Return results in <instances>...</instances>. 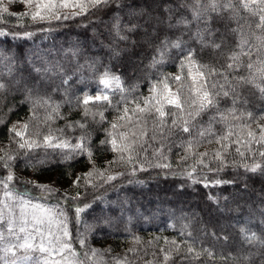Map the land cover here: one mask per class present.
Listing matches in <instances>:
<instances>
[{
  "label": "trees",
  "instance_id": "obj_1",
  "mask_svg": "<svg viewBox=\"0 0 264 264\" xmlns=\"http://www.w3.org/2000/svg\"><path fill=\"white\" fill-rule=\"evenodd\" d=\"M152 2L155 3L154 12L149 14L140 12L132 15L131 18L128 14L119 12V9L129 7L139 12L146 7L145 4L152 5ZM120 3L123 7H118L116 4L110 6V9H116L115 11L92 9L86 14L74 15L69 19H45L39 22L30 21L28 15L21 18L11 11L0 12V31L8 33L6 37L0 36V71L6 72V66L9 64L14 68L11 78L4 77L6 82L7 79L15 83L16 78L27 81L36 78L42 85L49 84V86H39L37 90L32 91L29 99H26L27 90L26 93H18L16 90L10 93L7 91L0 96V121H2L0 122V156L7 153L14 157L9 161L10 169L0 165V176H7L10 170L14 175L10 186L14 187L15 192L25 193L38 203L55 207L68 216L70 243L77 253V258H73L70 253L65 252L69 264H77V259L85 252L91 257L85 258V264H117L118 260L122 262L125 257L130 264H149V262L162 264L163 253L160 250L173 247L171 243L166 242L175 241L184 248L186 245L182 242L191 243L193 239L197 241L195 245L197 250L210 248L216 258L209 259L205 254L199 260L181 262L179 257H174L168 264H259L258 262L264 259V245L245 242L241 238L240 229L246 228L264 239V204L259 203L255 207L251 205L249 208L241 207L238 213L222 206L217 207L224 200L229 199L233 188L241 190L244 186L247 190L248 187L256 188L260 185L257 181L264 173L247 172L240 166L243 163H253L251 153H246V158H242L235 152L236 145L233 144L228 150L230 154L226 157L227 166H222L219 161L213 159L214 152L220 147L215 142L216 136H209L201 141L200 146L194 150L195 155L187 160L180 159L185 154L184 149L174 147L171 152L166 153L168 159L163 161L170 167H155L158 161L153 159L152 166L145 164L146 170L133 172L132 165L114 163L109 166L110 161L117 159L118 153L111 151L110 144H101L105 139L111 140L113 136L119 137L121 133L130 130L126 120L118 119L123 115L125 101L135 100L141 107L147 103L153 110L154 107L163 106L166 112L177 113L187 119V114L195 110L192 101L196 100L197 104L199 103L197 93L202 95L201 87L211 88L212 83L217 80L222 83L221 78L216 76L208 78L205 82L198 75L199 66L209 65L215 68H219L220 65L226 66L230 62L229 56L239 51L241 26L249 35L256 31L254 26L249 28L244 19H240L237 23L230 18L232 15L230 13H224L222 16L212 13L208 26L215 34L216 43L221 44L220 49H213L202 47L195 37L192 39L198 29L206 27L204 22L192 20L193 0H120ZM125 4L130 6L127 7ZM163 8L169 15H171L170 8H174V11L170 19L161 17L159 20L162 25L159 26L156 17L162 16ZM114 14L121 17L122 31L125 24L133 23L140 24L141 30L124 33L128 36L127 41L120 40L116 36L112 46L110 41L101 36L107 35L104 28H96L92 19L97 17L105 20ZM243 15L247 16V13ZM181 18H186L191 23L178 24ZM165 19L170 21L169 24L175 22L176 26L165 27L163 24ZM94 29H98L97 34L102 38L105 47L96 45L101 40L95 41L90 36V30ZM108 29L114 30L113 25L110 24ZM28 33L31 35H27ZM134 38V47H130L128 43ZM91 39L92 44L86 42ZM177 39L184 41L185 49L196 51V63L185 62L182 66L183 57L180 49L165 48L166 41L171 43ZM251 39L253 45L260 48L259 52L252 56V60H264V47H260L254 37ZM127 46L130 49L124 52V57L120 58L115 54L120 53V48ZM111 47L112 52H115L114 60L108 59L111 55ZM161 50L164 52L163 59L153 66L154 58L157 61L161 60ZM46 61L53 66L58 63L62 71L49 73L46 80H41L33 69L34 66L44 67ZM241 61L242 66L234 71L232 76L249 75L247 68L249 58L242 56ZM106 70L118 78L120 86L108 91L110 104L90 103L87 106L88 115H85L83 97L85 93L93 95L99 92L102 85L100 78ZM76 71L78 73L72 77V73L75 74ZM177 76L180 77L179 80L175 79ZM232 76L229 78L231 79ZM65 78H68L66 85L62 83ZM54 79L59 80L57 85L52 83ZM27 88H32L31 84H28ZM53 89L57 90L53 91ZM215 90L219 91V87ZM238 91L241 94V102L237 105V119L229 116L227 120L221 121L216 109L212 108L197 118L196 131L198 132L201 126L208 128L212 117H216V120L212 122L211 128L217 135H224L231 129L235 134L232 139H244L249 130L256 129V123L248 120L247 113L252 112L257 117L264 113V96L254 84H245ZM165 92L170 93L169 97L164 98L161 95ZM49 95L53 103L61 105L60 117L52 120H46L48 113L52 111L50 107L41 103L34 108V103L39 97ZM77 97L81 100L79 106L76 103ZM68 99L71 103L66 102ZM169 99H178L182 102L183 111L168 104ZM218 99L217 107L227 114V110L232 107V99L222 96ZM127 106L131 109L136 107L135 103H129ZM167 119L170 124L173 117L168 116ZM14 121L27 124L30 138L40 141H43L50 131L58 138L57 142H67L70 146L75 145L82 136H86L91 156L87 151L73 153L71 147L42 146L33 150L19 149L18 136L15 132L9 131ZM259 122L264 123V120ZM113 123L118 125L116 129H112ZM246 124H251V128L245 127ZM148 128L151 135V118L148 120ZM181 137L188 138L187 134L181 132L172 139L179 144ZM209 140L212 142L209 143ZM258 147L260 146L252 144L253 150ZM203 152L208 153V156L204 157V164L208 167L198 163L199 153ZM91 160H94V163ZM255 160L259 162L264 158L257 153ZM90 162L94 165L91 168H89ZM105 170L107 175L115 176V179L104 183L95 174ZM89 172H93L90 178L91 184L82 179L78 185H74L73 182L77 177H83ZM188 172H192L191 178L187 175ZM26 176H30V179H26ZM41 178L54 179L59 184L58 189L43 194L41 189L36 187L39 183L38 179ZM216 181L221 182L216 183ZM165 183L179 186V189L172 194L167 191L166 186L164 190L162 184ZM183 184L188 188H184ZM154 189H157V192ZM33 190H38V194ZM160 190L164 191L159 192ZM77 192L80 193L79 199H65L66 196L75 197ZM193 193L198 196L197 203L202 207L199 211L210 223L216 222L215 218L208 214L210 208L216 209V214L234 218V223L230 226L235 236L234 245L231 244L226 231H220V235H216L213 226L209 223L213 238L209 234L200 235L199 224L195 221L189 223V220L183 216L188 206L180 199L173 200V196L181 194L189 199ZM3 194L4 189L0 186V199ZM85 205L90 207L85 208L77 222L75 209L77 206L84 208ZM91 221L101 225L102 230H89ZM86 224L88 228L85 227ZM82 235L85 237L83 248L79 244ZM136 237H139V243L135 241ZM93 249L96 250L95 256L92 255ZM251 253L254 255L249 256Z\"/></svg>",
  "mask_w": 264,
  "mask_h": 264
},
{
  "label": "snow or ice",
  "instance_id": "obj_2",
  "mask_svg": "<svg viewBox=\"0 0 264 264\" xmlns=\"http://www.w3.org/2000/svg\"><path fill=\"white\" fill-rule=\"evenodd\" d=\"M8 3H12V0H7ZM29 8L33 7V0H26ZM116 4L118 7L121 6L120 0H46L42 4H35L34 7L37 11L34 12H25L22 14H15L23 16L31 14L33 21H44L45 19H69L74 15H83L88 13L90 10H102L110 9V6ZM192 10V20L197 22H204L206 27L204 29H198L194 33V37L198 39L202 47H212L213 49H220L221 44L216 43L215 34L213 30L208 26L210 20L212 19L211 14L215 13L218 16H222L224 13L232 14L231 19L236 20L239 23L240 19H244L249 28L254 26L255 30L250 35L245 33L241 29L239 30L240 41H239V51L233 52L229 56V63L227 65H220L219 68L211 67L209 65H200L198 75L201 79H204L207 82V79L216 76L220 77V80H217L212 83L211 88L205 86L201 87L202 95H199V103L197 104L196 100L192 101V104L195 106V110L187 114V119L183 116H179L177 113H172L170 111L166 112L161 107L149 108L147 103L144 107H141L140 104L133 101H125V107L123 109V115L119 116V120H126L128 122L129 131L123 132L117 138L113 136L111 140L105 139L101 141V144H110L111 151L118 153L117 159L109 162V166L114 163H120L124 165H132L133 172L136 170H146L145 164L152 166V160L156 159L158 162L154 165L155 167L167 168L170 167L167 163H163L168 159L167 152H171L174 147H180L184 149V155L180 159L187 160L190 156L195 155V148L200 146L201 141L209 136H216L215 142L220 146L213 154V159L219 161L222 166H227L226 157L230 154L229 148L234 144L235 152L239 154L240 157L246 158V153H251L253 156V163H243L242 166L247 172H261L264 173V160L257 162L255 156L258 155L264 158V123L259 121L264 120V113L255 116L252 112L247 113V118L249 121L256 123V129H251L247 132V137L244 139H232L235 135L231 129L224 135H217L211 128V124L216 120V117H212L209 121V127L204 128L200 127L199 131H196L197 128V118L204 112L209 109L215 108L219 114V120H227L229 116L233 119H237L236 113L238 111L237 105L241 102V94L238 89L245 84H254L260 91L261 95L264 96V60L257 59L252 60V56L259 52L260 48L256 47L252 43V37L259 42L260 47H264V0H193ZM77 9V11L72 13L62 12L63 9ZM39 9H44L42 13ZM115 11L116 9H110ZM0 12L8 13V7L5 5L4 0H0ZM243 13H247V16H244ZM137 14V13H133ZM113 29L116 36L120 40L127 41L128 36L124 33L134 32L141 27L138 23H133L131 25L125 24L123 31L121 30V17L119 15L114 17ZM178 24H189L191 21H188L186 18H181L177 22ZM172 25H170L171 27ZM237 31V29H233ZM7 32L0 31V36H7ZM27 35H31L28 33ZM207 37V38H206ZM184 41L177 39L174 42H165V48L173 47L180 49L182 54L181 64L185 62L194 64L196 63V51L193 49H185L183 47ZM119 55V52L115 53ZM164 52L161 50V60L157 61L153 59V66L156 63H159L163 59ZM247 56L249 58V63L247 68L249 70V75L247 77L232 76V73L238 70L242 66L241 57ZM34 63V62H33ZM7 71H0V96L5 92L9 91L10 85L4 79L5 76L11 78L14 73V68L11 64L7 65ZM41 78V80H46L49 73H58L61 70L60 65H49L48 62H45L44 67H35L33 69ZM232 76L230 79L229 77ZM176 80H179L180 77H175ZM235 81V83L233 82ZM118 78L110 74L109 71H105L100 78V83L104 85V88L99 89V94L91 96L85 93L82 104L85 106V115H88L89 109L87 106L90 103L98 102H107L111 103L108 91L112 83H117ZM63 84L68 83V78L62 80ZM15 84L19 85L20 80H15ZM219 87V91H216ZM26 90L28 96L26 99H29L32 94V88H27ZM57 89H53L56 91ZM230 97L232 99V107L225 112H221L217 107L219 104V97ZM66 102L71 103V100L68 99ZM47 105L52 109L48 113L46 120H52L54 118H59V108L60 104H55L51 100V96L39 97L34 103V108L39 104ZM77 106L81 104L79 97L76 98ZM129 103H135V109L129 108L127 105ZM168 104L174 106L176 109L183 111V104L178 99H169ZM101 119L103 120V114L101 113ZM243 115V113H241ZM172 116L173 119L169 124L167 117ZM133 117L135 119L133 120ZM152 119V129L151 135L149 134L148 120ZM2 122V121H0ZM83 127V125H81ZM117 124H112V129L117 128ZM28 125L25 124L24 128L27 129ZM245 127L251 128V124H246ZM10 132H15L16 136L22 137V133L15 130V127L9 130ZM187 134L188 138L184 139L181 137V142L176 144L172 137L179 135L180 133ZM109 135H112L109 133ZM198 137V139H197ZM58 138L54 137L49 132L43 139V141L32 139V140H22V142L17 141L19 149L33 150L39 147H49V148H65L71 147L73 153L85 151L88 152L91 156L90 146L87 143V137L82 136L80 140L75 145H69L67 142H57ZM209 143L212 141L209 140ZM252 144L259 145L260 147L253 150ZM151 155L149 156V152ZM208 153L203 152L199 153L198 163L203 164L204 167H208L207 164H204V157H207ZM14 157L5 153V155L0 156V165H3L5 168H11L9 161ZM211 170V169H210ZM220 170V169H217ZM98 177H100L104 183H107L113 179L115 176L107 175V170L105 172H96ZM187 175L191 178L192 172H188ZM93 172L85 174L83 177H77V180L74 181V185H78L79 182L83 179L88 184H91V177ZM14 180L13 173L9 170L7 176H0V186L4 189V200L2 202V207H0V264H64L66 260L65 252L71 254L73 258H77L76 251L72 248L70 243V234L67 230V218L60 221L61 224V235L54 236L49 230L47 234L42 230L40 225L44 223V220L38 217H33V225L31 231L27 227L28 221L26 217V208L31 206L32 208L39 209L40 205H30V201L25 200L23 196H19L14 187H11V182ZM221 181H216L220 183ZM31 183V182H29ZM225 183H229L225 181ZM41 189L42 193H52L54 189L44 185H36ZM80 198V193L77 192L75 197H65L69 200H77ZM13 205L20 208L21 221L18 224L13 210ZM90 207V205H85L84 208L79 206L76 207V218L79 222L80 214L85 210V208ZM8 211L10 215L6 218L5 211ZM49 215L53 212L52 209L47 210ZM60 216H63V212L59 213ZM241 238L249 243H259L264 245V239L259 237L255 232H251L246 228H241ZM67 238V239H66ZM137 243H139V237L134 238ZM227 239V237H225ZM151 243V241H149ZM171 243L173 247L171 249H161L160 252L163 253V262L162 264H168L170 260H173L174 257H179L181 262L199 260L203 255H207L209 259H215V253L210 248H200L197 250L196 243L197 241L193 239L191 243L187 241L182 242L186 247L182 248L180 244L175 241L166 242ZM79 244L83 248L85 246V237L82 235L79 239ZM129 251H134V249H129ZM22 254H18L21 253ZM92 255H96V250H92ZM56 257H60L59 260ZM85 258L90 259L91 257L87 256L85 252L82 256L77 259V264H85ZM117 264H130L127 257L124 260L117 261ZM151 264V262H149Z\"/></svg>",
  "mask_w": 264,
  "mask_h": 264
},
{
  "label": "rangeland",
  "instance_id": "obj_3",
  "mask_svg": "<svg viewBox=\"0 0 264 264\" xmlns=\"http://www.w3.org/2000/svg\"><path fill=\"white\" fill-rule=\"evenodd\" d=\"M5 2V5L8 7V11H11L12 13H17V14H22V13H25V12H34V11H37V9L34 7L35 4H42L44 2H46V0H33V7L29 8V6L27 5V2L26 0H12V3H8L7 0H4ZM155 3L152 2V5L149 4H145L146 7L143 8V9H140L139 12L138 11H134L132 10L131 7L129 8H121L119 9V12L120 13H124V14H128V16H131L134 15L133 13H140V12H144L145 14H149L150 12H154V9H153V5ZM126 5V4H125ZM143 5V4H141ZM149 5V6H148ZM127 7L130 6V5H126ZM125 6V7H126ZM150 8V9H149ZM160 9V8H159ZM170 14L172 15V12L174 11V8H170ZM42 13L45 11L44 9H39ZM62 12H67V13H72V12H75L77 11V9H73V8H69V9H63L61 10ZM160 11V10H158ZM161 13H162V16L160 17H156L157 21H158V25H162L160 20L161 17L162 19L164 17L166 18H169L170 19V16L168 14V11L165 10L164 8L161 9ZM136 15V14H135ZM116 15H112L110 18H107L105 20H100L98 19L97 17H94L92 20L94 21V25L96 28H100V27H103L104 30H105V33H107V35H101L102 38H104L105 40H108L111 42L112 46L113 44L115 43V40L114 38H116V34H115V31L114 30H109L108 29V26L110 24H114V17ZM28 19L30 21H33L32 20V17H31V14L28 15ZM162 21V20H161ZM39 22V21H38ZM170 21L168 20H164V26L167 27V28H173L176 26L175 22L174 23H171L169 24ZM170 25H172L170 27ZM158 27V26H157ZM98 29L97 30H90L89 34L91 37H93L95 39V41L98 39H100L101 41H98L96 45H99V46H104L103 43H102V38H99L97 32H98ZM137 30H141L140 28H138ZM92 38V39H93ZM92 39L91 40H87L86 42L89 44L91 43L92 44ZM192 39H194V36L192 37ZM130 47H134V44H135V38L133 40H130L129 43ZM127 44V45H128ZM96 45H93V46H96ZM130 47H122L120 48V53L118 55V57L122 58L124 57V52L127 50V49H130ZM93 48V47H92ZM112 48V47H111ZM110 48V53L111 55H109L108 59L110 60H114V53L115 52H112L113 48L111 49ZM78 73V71H76V73H72V77L76 76V74ZM16 78V77H15ZM7 79V78H6ZM18 78H16L17 80ZM20 80V84L19 85H16L11 79H7V82L9 83L10 85V88H9V93L12 91V90H16V92L18 93H24L25 90H26V86L28 84H31L32 86V91H35L39 88V86H49V84H45V85H42L39 81V79H33V81H27L26 79L22 80V79H19ZM26 80V81H25ZM52 83L54 85H57L59 83V80H55L52 81ZM120 86V83L119 81L117 83H112L111 86H110V90L111 89H115L116 87H119ZM104 88V85L102 84L101 85V89ZM22 90V91H21ZM166 91V90H165ZM26 93V92H25ZM99 94L96 93V94H93L91 96H95ZM169 92H165V93H162L161 95L164 97V98H167L169 97ZM24 123L23 122H20V121H14L11 123V128L15 127V130L16 131H19L22 133V137L18 136V140L22 141V140H32L30 138V135L28 132L29 129L27 127V129L24 128ZM28 133V134H27ZM117 137V136H116ZM118 138V137H117ZM93 161L94 163V160H91ZM92 162H90V165H89V168H91L93 165ZM27 178L26 179H30V176H26ZM38 185H44V186H48V187H51L52 189H58L59 187V184L54 180V179H46V178H41V179H38ZM247 183V182H246ZM258 184H260L258 187L256 188H247V190L245 189V187L243 186V188L241 190H237V189H232L230 191V196H229V199L227 200H224V202L221 204V205H218L217 207H220L221 206L224 208H228L234 212H237L238 213V210L241 208V207H244V208H249V206L253 205L254 207L255 206H258V204H264V175L261 179H259L257 181ZM164 185V187L166 186L167 187V191H170L172 194L176 191V189L178 190L179 189V186H170L169 184L165 183V184H162ZM161 185V187H162ZM166 187L164 188V190H166ZM183 187L184 188H188L185 184H183ZM61 189V188H60ZM23 190V189H22ZM164 190H160L159 192H162ZM18 191V190H17ZM34 193L38 194L37 191L38 190H33ZM154 191L157 192V189H154ZM24 193V191H22ZM19 196H23L25 200H28L30 201V205H40L41 207L39 209H35V208H32L31 206H28L26 208V219L28 221V225L27 227L29 228V230L31 231V228H32V225L34 223L33 221V217H38V218H41L44 220V223L42 225H40V227L42 228V230L45 232V234L48 233V231L50 230L52 232V234L54 236H58V235H61V232H62V229H61V224H60V221L64 220V218L66 217L68 219V216L66 214H63V216H60L59 213L62 212L61 210H58L57 208L55 207H50V206H46L45 204H42V203H38V201H36L33 197H29L27 196L25 193L24 194H21L18 192ZM43 194H46V193H43ZM188 198V197H187ZM182 200L185 205L188 206V209L183 213V216L189 220V223H192V222H196L198 225V228L200 229V235H207L209 234L210 237L213 238V233L211 234V230L209 229V225L211 224L214 228V233L216 235H220V231H226V234H228V238L230 239V242L232 245L235 244V236L233 235V232L230 230V226H232V224L234 223V218H230L228 216H224V215H219V214H216V209H212L210 208L209 209V212L208 214L211 215L213 218H215V221H213V223H210V221H207V219L203 217V214H201V212L199 210H201V206H200V203H197V199H198V196L196 194H192L191 197H189V199H186V197H183L181 196V194H177V196H173V200ZM4 200V194L2 195V198L0 199V207H2V202ZM232 203V204H231ZM261 209L263 207H260ZM48 209H52L53 212L49 215L48 213ZM13 210L15 212V216H16V219H17V223L19 224L20 221H21V216H20V208L18 206H15L13 205ZM226 211V209H225ZM10 215V213L6 210L5 211V216L6 218ZM228 215V214H227ZM255 215V214H254ZM178 221L180 222V224H182V221H180L178 219ZM66 223H67V230L69 232V228H68V221L66 220ZM210 223V224H209ZM264 224V223H263ZM87 226V224L85 225V227ZM88 228V226L86 227ZM102 230L101 228V225H98L96 224V222L94 221H91L89 223V230H94V231H97V230ZM67 239V238H66ZM246 246V245H245ZM243 246V247H245ZM247 247H248V244H247ZM246 248V247H245ZM18 254H22L21 253H18ZM254 254L251 253L249 256H253ZM57 260L60 259V257H56ZM243 261V260H242ZM264 262V259L263 260H260V262H258L259 264L263 263ZM70 262L68 261L67 257H66V260L64 261V264H69ZM238 264V263H236Z\"/></svg>",
  "mask_w": 264,
  "mask_h": 264
}]
</instances>
